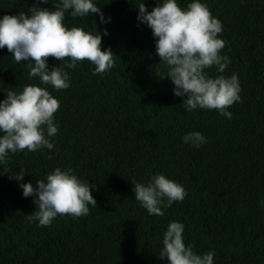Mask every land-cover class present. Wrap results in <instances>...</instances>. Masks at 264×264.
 I'll list each match as a JSON object with an SVG mask.
<instances>
[{
  "label": "trees",
  "instance_id": "1",
  "mask_svg": "<svg viewBox=\"0 0 264 264\" xmlns=\"http://www.w3.org/2000/svg\"><path fill=\"white\" fill-rule=\"evenodd\" d=\"M38 0H0V16L26 12ZM39 3L52 8L57 0ZM110 22L90 14L64 24L102 32L101 50L110 48L114 66L93 74L84 60L67 69L70 85L50 93L58 99L59 125L54 148L10 153L0 172L26 169L24 182L35 187L53 168H72L88 182L96 204L87 215H57L47 226L29 223L32 197L9 173L0 174V264H166L158 256L170 221L184 224L185 244L198 254L214 250V264H264V0H204L222 23L220 50L237 73L239 102L225 118L215 109L187 112L175 96L167 69L155 53L151 29L136 19L141 0H96ZM146 10L155 0H143ZM189 0H178L185 7ZM67 59V57L65 58ZM48 66L61 61L49 56ZM27 62L0 49V99L19 92L28 78ZM215 76V66L206 70ZM200 131L199 148L181 137ZM51 153V155H49ZM163 173L179 182L186 195L148 215L134 199L131 181Z\"/></svg>",
  "mask_w": 264,
  "mask_h": 264
},
{
  "label": "clouds",
  "instance_id": "2",
  "mask_svg": "<svg viewBox=\"0 0 264 264\" xmlns=\"http://www.w3.org/2000/svg\"><path fill=\"white\" fill-rule=\"evenodd\" d=\"M38 0L26 12L0 16V49L7 48L16 62H27L28 78H36L37 83L25 84L21 91L9 90L0 99V165H6L10 153L27 150L36 152L42 148H54V140L59 125L54 113L59 101L53 91L67 89L70 72L84 60L94 67L93 74H103L114 66L110 48L101 50L102 32L86 31L82 27H67L64 24L66 12L72 17L95 14L101 24L110 22L105 17L96 0H57L52 8L40 7ZM137 21L151 29L155 53L160 58L158 65L167 71L160 78H169L175 96L184 97L182 106L187 112L194 109H215L225 118H231L228 110L234 102L241 100L240 84L236 72L225 75L230 63L226 54H221L225 41L218 35L222 32L221 21L213 16L204 0H189L181 7L178 0H155L150 11L141 3ZM51 56L61 62L48 66ZM67 57V59H65ZM215 66L219 75H209L207 69ZM181 140L184 144L199 148L207 142L197 130L186 132ZM51 155V153H49ZM22 189L23 197H32L35 210L27 214L29 223L47 226L54 217L87 215L89 204H96L90 193V185L79 178L70 167L53 168L43 179L24 182L26 169L9 173ZM134 199L148 215L163 216V209L174 201H182L186 189L177 181L157 172L150 174L146 181H131ZM264 207V198L259 200ZM184 224L170 221L163 232L158 256L166 264H214V250L198 254L191 244H185Z\"/></svg>",
  "mask_w": 264,
  "mask_h": 264
}]
</instances>
